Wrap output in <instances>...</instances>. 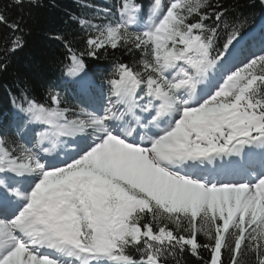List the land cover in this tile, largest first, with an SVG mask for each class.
Returning <instances> with one entry per match:
<instances>
[{
	"label": "snow or ice",
	"instance_id": "obj_1",
	"mask_svg": "<svg viewBox=\"0 0 264 264\" xmlns=\"http://www.w3.org/2000/svg\"><path fill=\"white\" fill-rule=\"evenodd\" d=\"M94 10L71 17L82 48L49 34L64 53L42 100L5 86L0 264H225V250L264 264V47L244 54L246 19L223 0H150L146 21L138 0ZM22 21L0 11V73L25 47ZM120 48L139 66L98 82L85 57Z\"/></svg>",
	"mask_w": 264,
	"mask_h": 264
},
{
	"label": "trees",
	"instance_id": "obj_2",
	"mask_svg": "<svg viewBox=\"0 0 264 264\" xmlns=\"http://www.w3.org/2000/svg\"><path fill=\"white\" fill-rule=\"evenodd\" d=\"M138 2L144 5V20L146 21L150 0H138ZM252 2L253 0H223L226 8L234 11L237 16L242 14L243 18L246 19L244 36L255 28L260 29L263 26L264 10L259 7L258 3L256 7H251ZM10 3L11 0H0V11L9 20H16L23 16L21 26L24 29L25 47L11 57L7 72L0 73V122L7 116L9 107L8 87L5 86L11 87L17 81L26 84L29 95L40 101L45 96L48 82L59 81V68L64 49L59 42L49 40V34L59 32L67 37L74 46L82 48L84 33L71 17L93 18L95 16V6L99 8L113 7L117 0H38V6L25 8L23 12L16 7H8ZM85 5H88V7H85ZM9 35V30L0 25V44ZM248 44L249 42L246 43L245 47ZM240 47L244 50V54L249 52L244 46ZM140 60L139 53L130 54L124 48L109 49L106 54L101 53L99 59L85 57L89 74L94 76L98 82L110 76L116 63L122 62L130 66H139ZM61 90L68 105L77 103L72 85H63ZM12 91L15 92V87H12ZM105 94H107V86L105 87ZM200 240L205 242L202 236ZM131 254L136 255L134 250ZM201 255L207 258V253L204 250H201ZM229 255L225 250V264L229 260ZM183 259L184 264H202L195 257L187 254ZM239 259L240 264H254L255 261L254 254L247 252H242Z\"/></svg>",
	"mask_w": 264,
	"mask_h": 264
},
{
	"label": "rangeland",
	"instance_id": "obj_3",
	"mask_svg": "<svg viewBox=\"0 0 264 264\" xmlns=\"http://www.w3.org/2000/svg\"><path fill=\"white\" fill-rule=\"evenodd\" d=\"M264 35V34H263ZM262 36L258 37L257 35L256 36H250L248 42V46H246V50L249 51L247 52L245 55H248L249 53H252V52H256V53H259L261 47H264V45H260V44H264V42H262V39H261ZM244 46H245V43H244Z\"/></svg>",
	"mask_w": 264,
	"mask_h": 264
}]
</instances>
